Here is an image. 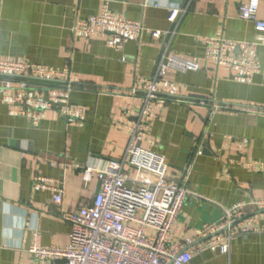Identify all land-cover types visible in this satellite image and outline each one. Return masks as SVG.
Segmentation results:
<instances>
[{
  "label": "crops",
  "instance_id": "0c3cea01",
  "mask_svg": "<svg viewBox=\"0 0 264 264\" xmlns=\"http://www.w3.org/2000/svg\"><path fill=\"white\" fill-rule=\"evenodd\" d=\"M104 1L0 0V59L67 70L76 84L69 102L84 110L70 123L48 109L34 124L20 113L25 106L9 105L0 93V264H31L28 249L35 241L67 243L71 226L63 214L90 203L99 186L95 172L84 178L83 169L122 158L143 88L163 56L175 55L189 67L169 68L158 79L160 100L151 107L141 145L162 155L167 174L190 192L175 238H197L220 207L264 198V30L239 17L246 0H106L115 16L166 32L157 40L143 31L120 49L109 45L108 34L87 39L73 32ZM171 9L179 11L174 23L168 21ZM257 17L264 20V0ZM203 38L233 42L227 54L234 57L253 47L258 71L235 78L229 67L205 58ZM215 104L230 109L211 114ZM125 171L135 176L132 168ZM37 178L62 187L60 203L51 188L36 186ZM248 214L264 226V210ZM190 264H264V232L237 235L227 255L207 250Z\"/></svg>",
  "mask_w": 264,
  "mask_h": 264
},
{
  "label": "built area",
  "instance_id": "2783aa9c",
  "mask_svg": "<svg viewBox=\"0 0 264 264\" xmlns=\"http://www.w3.org/2000/svg\"><path fill=\"white\" fill-rule=\"evenodd\" d=\"M259 4L260 0L240 3L239 17L264 30V20L257 17ZM178 15V10H169L168 21L174 23ZM143 31L157 40L166 34L146 30L139 21L115 16L106 0L97 14L78 20L73 27L74 34L80 38L108 34V43L115 49H120L128 39H138ZM202 41L206 46L205 58L229 67L235 78L249 79L258 71L253 47L246 46L245 53L234 57L227 54L233 42L222 38H203ZM188 67L186 60L175 55L163 56L154 77L143 88L141 106L135 113L122 158L109 161L98 170L83 169L84 178L95 172L99 184L95 195L90 203H81L75 212L63 214V219L71 226L64 246L45 247L35 241L29 247L31 264H190L194 254L207 250L227 255L237 235L264 232V226H259L256 217L248 214L249 210H264L262 198L220 207L218 218L202 224L197 238L177 240L174 236L175 221L190 192L184 182H179V177L167 174L162 155L144 148L141 141L151 107L160 100L158 79L169 68L185 70ZM47 80L54 83L47 84ZM73 84L75 80L67 70L24 60L0 59L2 98L11 106H25L20 113L34 124L45 110L53 108L70 123L83 117V108L69 102ZM229 109V106L215 104L210 113ZM126 168H132L135 176L129 177ZM142 172L150 179L140 178L138 174ZM128 180L137 186H129ZM46 182L44 178H37L35 184L39 188H51L53 201L60 203L62 187H50Z\"/></svg>",
  "mask_w": 264,
  "mask_h": 264
},
{
  "label": "clouds",
  "instance_id": "9594fccd",
  "mask_svg": "<svg viewBox=\"0 0 264 264\" xmlns=\"http://www.w3.org/2000/svg\"><path fill=\"white\" fill-rule=\"evenodd\" d=\"M5 236L11 241V245L14 246V245L17 243L16 240L12 239V234H11V232H6V233H5Z\"/></svg>",
  "mask_w": 264,
  "mask_h": 264
},
{
  "label": "trees",
  "instance_id": "16d2710c",
  "mask_svg": "<svg viewBox=\"0 0 264 264\" xmlns=\"http://www.w3.org/2000/svg\"><path fill=\"white\" fill-rule=\"evenodd\" d=\"M76 87V84H73V88H75Z\"/></svg>",
  "mask_w": 264,
  "mask_h": 264
}]
</instances>
